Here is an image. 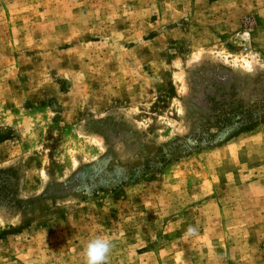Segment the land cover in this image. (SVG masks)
Wrapping results in <instances>:
<instances>
[{"label":"rangeland","instance_id":"1","mask_svg":"<svg viewBox=\"0 0 264 264\" xmlns=\"http://www.w3.org/2000/svg\"><path fill=\"white\" fill-rule=\"evenodd\" d=\"M0 224V264H264V0H0Z\"/></svg>","mask_w":264,"mask_h":264},{"label":"clouds","instance_id":"2","mask_svg":"<svg viewBox=\"0 0 264 264\" xmlns=\"http://www.w3.org/2000/svg\"><path fill=\"white\" fill-rule=\"evenodd\" d=\"M188 233L194 234L195 229L190 226ZM113 247V242L105 237L98 236L89 240L83 249L84 264H108Z\"/></svg>","mask_w":264,"mask_h":264}]
</instances>
